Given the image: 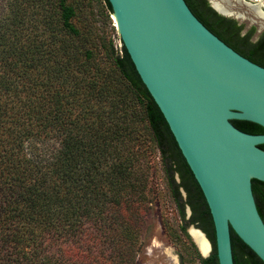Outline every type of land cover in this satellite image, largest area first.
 Here are the masks:
<instances>
[{
	"label": "trees",
	"instance_id": "trees-1",
	"mask_svg": "<svg viewBox=\"0 0 264 264\" xmlns=\"http://www.w3.org/2000/svg\"><path fill=\"white\" fill-rule=\"evenodd\" d=\"M185 2L264 67V28L253 40L255 26L243 32L207 0ZM76 15L71 0H0V264H135L155 153L182 229L192 224L212 244L198 264H218L203 193L119 35V47L100 37L85 47ZM251 186L264 222V182ZM230 237L234 264H264L232 229Z\"/></svg>",
	"mask_w": 264,
	"mask_h": 264
},
{
	"label": "water",
	"instance_id": "water-1",
	"mask_svg": "<svg viewBox=\"0 0 264 264\" xmlns=\"http://www.w3.org/2000/svg\"><path fill=\"white\" fill-rule=\"evenodd\" d=\"M108 1L121 44L203 193L218 264H234L231 229L264 262V222L251 186L264 182V133L231 122L264 128V67L211 32L185 0ZM190 227L208 242V252L199 251L207 257L209 239Z\"/></svg>",
	"mask_w": 264,
	"mask_h": 264
},
{
	"label": "rangeland",
	"instance_id": "rangeland-1",
	"mask_svg": "<svg viewBox=\"0 0 264 264\" xmlns=\"http://www.w3.org/2000/svg\"><path fill=\"white\" fill-rule=\"evenodd\" d=\"M71 1L76 6L77 15L74 23L85 38V47L96 46L98 37L105 41L112 40L115 46H120L115 22L102 0ZM246 2L255 3L256 1L232 0L229 6L233 13L227 17L242 24L243 32L255 26L256 32L252 37L255 40L256 34L264 28V20L258 17ZM153 159L154 162L151 160L153 169L148 178L149 210L142 224L141 246L137 252L135 264H198L200 262L199 249L189 233L192 224L186 225L185 230L182 229L185 222L171 195L158 154L155 153ZM185 212L188 217L187 207Z\"/></svg>",
	"mask_w": 264,
	"mask_h": 264
},
{
	"label": "bare ground",
	"instance_id": "bare-ground-1",
	"mask_svg": "<svg viewBox=\"0 0 264 264\" xmlns=\"http://www.w3.org/2000/svg\"><path fill=\"white\" fill-rule=\"evenodd\" d=\"M211 4L220 12L226 14V15H231L233 12L230 10L231 1L232 0H210ZM240 1V0H238ZM255 3H247L248 6L254 11V13L260 17L261 19L264 20V0H255ZM226 4V5H225ZM238 15V14H237ZM189 233L197 245L199 251L202 254H206L209 250V244L208 242L204 239V237L200 234V232L196 229L189 228Z\"/></svg>",
	"mask_w": 264,
	"mask_h": 264
},
{
	"label": "flooded vegetation",
	"instance_id": "flooded-vegetation-1",
	"mask_svg": "<svg viewBox=\"0 0 264 264\" xmlns=\"http://www.w3.org/2000/svg\"><path fill=\"white\" fill-rule=\"evenodd\" d=\"M208 1V3L210 4V2H209V0H207ZM227 17V16H226Z\"/></svg>",
	"mask_w": 264,
	"mask_h": 264
}]
</instances>
